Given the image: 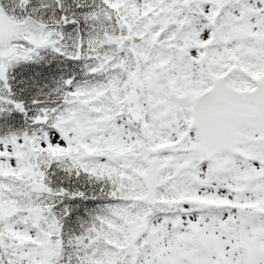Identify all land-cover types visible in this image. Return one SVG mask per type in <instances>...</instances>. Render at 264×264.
<instances>
[{
	"label": "snow or ice",
	"instance_id": "1",
	"mask_svg": "<svg viewBox=\"0 0 264 264\" xmlns=\"http://www.w3.org/2000/svg\"><path fill=\"white\" fill-rule=\"evenodd\" d=\"M0 264H264V0H0Z\"/></svg>",
	"mask_w": 264,
	"mask_h": 264
}]
</instances>
